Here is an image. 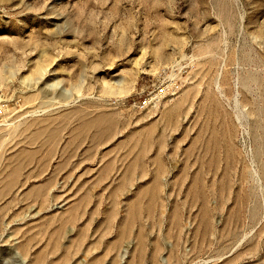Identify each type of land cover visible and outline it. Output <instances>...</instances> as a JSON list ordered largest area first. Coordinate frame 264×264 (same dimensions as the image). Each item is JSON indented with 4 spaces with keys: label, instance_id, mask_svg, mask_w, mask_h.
Wrapping results in <instances>:
<instances>
[{
    "label": "rangeland",
    "instance_id": "1",
    "mask_svg": "<svg viewBox=\"0 0 264 264\" xmlns=\"http://www.w3.org/2000/svg\"><path fill=\"white\" fill-rule=\"evenodd\" d=\"M0 264H264V0H0Z\"/></svg>",
    "mask_w": 264,
    "mask_h": 264
},
{
    "label": "built area",
    "instance_id": "2",
    "mask_svg": "<svg viewBox=\"0 0 264 264\" xmlns=\"http://www.w3.org/2000/svg\"><path fill=\"white\" fill-rule=\"evenodd\" d=\"M168 89L163 87L160 89H154L153 95L140 96L138 100H132V107L141 111H147L150 108H158L161 105L162 100L167 97Z\"/></svg>",
    "mask_w": 264,
    "mask_h": 264
}]
</instances>
